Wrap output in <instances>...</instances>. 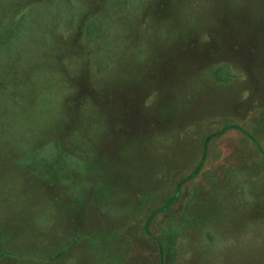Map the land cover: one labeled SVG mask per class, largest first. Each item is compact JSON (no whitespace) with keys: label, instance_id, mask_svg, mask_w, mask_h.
Segmentation results:
<instances>
[{"label":"rangeland","instance_id":"1","mask_svg":"<svg viewBox=\"0 0 264 264\" xmlns=\"http://www.w3.org/2000/svg\"><path fill=\"white\" fill-rule=\"evenodd\" d=\"M0 264H264V0H0Z\"/></svg>","mask_w":264,"mask_h":264}]
</instances>
